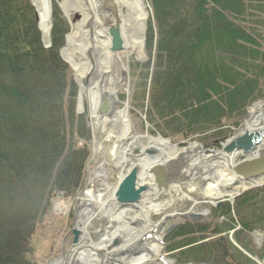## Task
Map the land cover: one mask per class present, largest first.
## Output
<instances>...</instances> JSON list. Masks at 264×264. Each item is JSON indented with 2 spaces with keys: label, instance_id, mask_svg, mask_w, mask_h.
Returning <instances> with one entry per match:
<instances>
[{
  "label": "trees",
  "instance_id": "16d2710c",
  "mask_svg": "<svg viewBox=\"0 0 264 264\" xmlns=\"http://www.w3.org/2000/svg\"><path fill=\"white\" fill-rule=\"evenodd\" d=\"M149 3L156 34L147 33L154 54L146 115L159 118L154 127L183 136L237 125L264 97V0ZM55 7L45 48L28 0H0V264H42L47 255L38 254L53 248L58 228L51 200L75 194L88 158L87 146L75 145L88 129L59 56L68 26ZM235 210L244 228L259 225L264 186L245 192Z\"/></svg>",
  "mask_w": 264,
  "mask_h": 264
},
{
  "label": "bare ground",
  "instance_id": "6f19581e",
  "mask_svg": "<svg viewBox=\"0 0 264 264\" xmlns=\"http://www.w3.org/2000/svg\"><path fill=\"white\" fill-rule=\"evenodd\" d=\"M31 2L43 40L48 43L52 0ZM60 5L71 20L61 55L79 85L78 110L87 112L92 129L91 156L96 160L102 147L108 160L89 174L77 198L74 228L80 232L78 241L67 257L50 264H174L161 254V232L166 223L185 215L206 216V204L232 200L247 189L246 181L239 180L231 167L239 156L221 149L206 151L196 142L178 147L168 139L133 131L131 106L126 99L119 107V95L129 90L125 72L131 57L144 77L150 70L152 47L145 41L150 9L146 0H62ZM111 31L120 37L118 50L112 48ZM263 126L264 109L253 103L234 136ZM131 168L137 170L136 185L145 189L135 203L121 206L116 189ZM158 176L161 184L156 181ZM186 179L195 182L186 184ZM256 183L263 184L264 177ZM199 204L204 206L202 211ZM69 206L62 204L56 211H67ZM101 216L109 225L90 233L92 220ZM127 216L142 226H134L130 219L123 221ZM187 246L181 244V249ZM102 254L105 256L100 257Z\"/></svg>",
  "mask_w": 264,
  "mask_h": 264
},
{
  "label": "rangeland",
  "instance_id": "374dc122",
  "mask_svg": "<svg viewBox=\"0 0 264 264\" xmlns=\"http://www.w3.org/2000/svg\"><path fill=\"white\" fill-rule=\"evenodd\" d=\"M62 0H52V17L54 6L62 14V17L67 23L68 32L70 29V22L67 20L64 15L60 3ZM149 4L150 9V18L148 21V25L145 31V41L147 42V33L156 34L155 27L152 22V8L150 6L149 0H146ZM55 7V8H56ZM60 8V9H59ZM71 8V7H70ZM52 19V27H53ZM52 31V30H51ZM67 33V32H66ZM65 33V34H66ZM65 36V35H64ZM51 37V35H50ZM153 54V52H152ZM150 62V70L148 72V77H144L141 74V68L134 62V59L131 57L128 61V71L125 72L128 76L129 82V90L128 92H122L119 95V107L124 106L126 99L129 101V105L131 106V117L132 122L134 124V132L136 134H149L151 136L157 137V130L154 126L159 123L157 118H152L151 122L146 115V109L150 107L148 103V91H149V82L150 75H152V55H149ZM68 81H72L76 87V104L75 109L78 115H81L86 120V127L88 129V140L86 142L82 140L76 141V147L81 148L87 146L89 154L88 160L85 164L83 180L79 187V189L75 192L74 197L71 199L72 207L68 211V213H55V207L51 209V213L49 215V219L57 225L58 228H54V233H56V238L54 243H51L53 248L49 249L42 254H38L39 258L41 255H47L43 260L42 264H50L51 261L59 260L61 257H67L70 249L72 247L73 236L71 234V229L74 226V219L76 217V208L77 203L76 199L80 196L81 187L83 186V182L87 180L88 174H94V170L101 166L105 160H108L106 155L103 153V148L99 150V153L95 159H90V149L92 145V129L90 128V123L88 120L87 112L82 111V113L77 112V96L79 92L78 85L74 79V73L70 66H68ZM264 85V84H263ZM264 92V88H263ZM260 103L262 108L264 109V97L260 98L252 103ZM253 104H250L252 106ZM248 106L245 109L243 117L239 120L238 125L243 123V119L248 116ZM151 108V107H150ZM155 117V116H153ZM234 125L232 121L226 123L223 127L218 129H211L201 134L188 135H160L165 139H169L170 143L176 145L178 147L187 146L189 143L197 142L199 143L204 150L210 149H221V145L223 144L226 138L229 137L231 133H233L234 129L238 126ZM222 132H225V135H221ZM222 136V137H221ZM224 136V137H223ZM264 152V148L261 150ZM239 158H236L238 160ZM188 164V163H187ZM89 169V171H88ZM186 184H192L195 181H191L186 179ZM97 180L92 184V187H96ZM111 183L114 184V179L111 178ZM248 189H245L244 192L240 193L238 196L234 198L233 201L225 200L222 202L223 210L225 211L226 206L231 209V213L223 214L216 207L215 203L206 204L208 207V214L206 216H200L197 218H188V217H178V219H173L172 221H168L166 223L165 228L161 232V241H162V251L161 254L168 260H172L174 264H260L261 261L264 260V219L259 222V225L250 224L251 229L242 230L241 225L239 223V218L236 213L235 204L237 200L246 192ZM63 199V198H62ZM53 200V199H52ZM64 201L68 202L66 199ZM217 203V201H216ZM51 207V204H50ZM200 211L204 209L202 204L198 205ZM83 210V209H82ZM81 211V210H79ZM199 211V212H200ZM197 212V211H195ZM66 214V215H65ZM104 216V214H103ZM248 219L251 216L248 214ZM130 219L132 220V216H127L123 221L127 222ZM127 220V221H126ZM134 226H142V223L138 220H132ZM62 224V226H61ZM231 224V225H230ZM107 218L100 217L92 220V227H90V233L95 232L97 229L104 228L108 226ZM174 225L171 230L168 228ZM202 227L204 231L200 234H192L191 229L193 227ZM131 227V226H130ZM187 231L185 236L176 235L178 232ZM233 231V233H232ZM93 234V233H92ZM256 234V235H254ZM192 239V241H189ZM194 239V242H193ZM97 240V238H96ZM121 240L118 239V244L114 241L113 245H119ZM190 243V244H189ZM181 244L188 245L186 248L181 249ZM202 245V246H201ZM189 247V248H188ZM238 252V253H235ZM131 253V252H130ZM105 254L100 255V257H104ZM248 260V261H246Z\"/></svg>",
  "mask_w": 264,
  "mask_h": 264
},
{
  "label": "water",
  "instance_id": "95a60500",
  "mask_svg": "<svg viewBox=\"0 0 264 264\" xmlns=\"http://www.w3.org/2000/svg\"><path fill=\"white\" fill-rule=\"evenodd\" d=\"M33 6V5H32ZM112 35V48L118 50L121 46V40L119 35L111 31ZM45 46H50L49 41L43 40ZM62 49V48H61ZM60 49V53H61ZM264 129L244 131L237 136H232L222 146L221 150L225 152H236V156H243L242 160L235 162L231 165L232 170L237 174L239 180H245L249 183L258 181V178L264 177V154H260V148L264 145ZM207 151V150H206ZM155 171L154 169H152ZM156 175V174H155ZM137 170L131 168L129 173L120 181L117 186L115 197L121 206H128L135 203L141 196V192L145 189L144 186H137ZM158 184L162 183V179L158 176L156 179ZM255 184L253 186H257ZM222 201H218L216 206L218 207ZM199 215L191 214V217ZM73 243L77 241L78 231L72 228Z\"/></svg>",
  "mask_w": 264,
  "mask_h": 264
}]
</instances>
